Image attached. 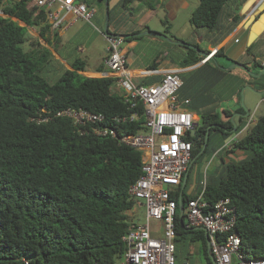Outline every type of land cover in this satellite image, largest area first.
<instances>
[{
	"label": "trees",
	"instance_id": "trees-1",
	"mask_svg": "<svg viewBox=\"0 0 264 264\" xmlns=\"http://www.w3.org/2000/svg\"><path fill=\"white\" fill-rule=\"evenodd\" d=\"M136 1L120 0L118 8H130ZM228 1L197 0L189 16L190 25L216 29ZM147 6L154 7L150 3ZM0 12V264H116L125 250L122 237L131 222L127 213L134 207L128 188L142 174L141 151L109 136L82 131L68 118L53 115L67 107L82 108L103 114L119 135L136 134L147 131L143 108L139 104L132 108L124 95L111 91L114 77L84 75L86 67L79 59L70 62L69 68H56L51 50L39 47L40 39L48 46L50 36L57 39L44 8L32 0H0ZM161 22L165 25L163 33H168L169 20L162 18ZM28 27L38 34L32 43L38 48L23 47ZM141 31L121 38L136 39ZM193 45L201 50L198 44ZM219 56L230 63L237 61L226 56L222 47L210 61L217 62ZM203 58L188 48L181 67ZM210 61L205 65L211 66ZM258 66L260 63L253 59L248 69ZM155 68L156 62L150 69ZM132 113L135 119L112 120ZM196 113L201 126L195 136H188L191 159L206 152L213 132L225 141L244 126L232 122L233 113L227 109ZM234 124L236 130L232 131ZM208 127L206 146L201 151ZM241 133L229 151L219 149L216 153L218 174L212 182L206 181L203 198L210 203L230 199L240 250L246 259H263L264 113ZM223 154L243 157L227 159ZM188 176L183 189L182 181L170 189L177 202L181 194L183 208L202 189L188 194ZM175 232V242L200 240L204 262L214 264L203 230H192L185 224L181 227L177 215Z\"/></svg>",
	"mask_w": 264,
	"mask_h": 264
},
{
	"label": "built area",
	"instance_id": "built-area-1",
	"mask_svg": "<svg viewBox=\"0 0 264 264\" xmlns=\"http://www.w3.org/2000/svg\"><path fill=\"white\" fill-rule=\"evenodd\" d=\"M32 3L46 10L52 29L58 28L63 21L61 10L71 14L72 21L84 19L90 23L95 13L85 1L32 0ZM105 38L107 50L102 76L115 78L114 84L123 89V95L132 108H137L138 104L142 106L147 131L119 135L103 114L82 108L67 107L56 111L53 116L68 118L82 131L109 136L141 151L142 174L129 186L128 194L134 201V207L145 208V222L141 224L131 220L122 237L125 250L119 264H176L178 202L171 197L170 189L180 185L192 156V142L188 136L195 128L196 120L195 114L189 110L191 101L179 96L182 80L176 71L163 72L160 79L153 83L135 82L121 48L122 38L110 34H106ZM216 50L211 49L201 62L209 60ZM257 61L264 68V56ZM261 102L264 105V94ZM136 117L132 113L112 120L118 123ZM255 121L251 115L246 126ZM238 134L220 149L229 151L238 140ZM205 183H201V191L183 208L185 227H203L206 230L214 264H264V258H245L240 250V237L233 230L235 214L230 199L208 202L203 198ZM153 222L158 223L157 227H152Z\"/></svg>",
	"mask_w": 264,
	"mask_h": 264
},
{
	"label": "crops",
	"instance_id": "crops-1",
	"mask_svg": "<svg viewBox=\"0 0 264 264\" xmlns=\"http://www.w3.org/2000/svg\"><path fill=\"white\" fill-rule=\"evenodd\" d=\"M73 1L87 2L94 8L95 13L90 23L84 19H77L72 21L71 14L65 13L63 10H61L60 14L64 16L63 21L58 28L54 29L57 32V39H54L53 36H50L52 43L51 46L48 47L54 57L53 63H55L56 68L58 69L62 65L69 68L70 62L79 59L85 64L86 71L84 72L87 76L101 77L102 71L97 72L96 70L100 67L104 69L103 58L107 50V40L105 38L106 34L103 32V28L105 25V8L101 5L105 1ZM119 1L120 0H108L110 13L107 31L110 35H117L120 37L123 34H130L139 30H142L141 32L146 31L147 29L145 27L149 28L152 31H159V29H153L149 26V19L152 16H157L160 22L162 18L168 19L170 22V27L172 26V21H174V19L182 10L188 11L189 16L192 10L197 5V2H195L194 0H139L132 3L130 8L120 10L118 8ZM147 3L154 5V7L149 8L147 6ZM122 18H125L126 21L123 23H118L117 21ZM161 25L164 31L165 25L162 22ZM121 27L125 30H120ZM195 30L196 33L203 32L202 37L205 39L206 46L205 48L200 47L202 37L198 36L192 37L191 42L189 43L198 44L201 50L206 53H208L211 49H218L219 47H222L223 52L226 56L231 59L237 60L240 63H246L245 65L249 67L252 64L253 59L257 60L264 56V0H229L224 5L221 20L216 29L207 30L205 28H195ZM145 35L148 36L146 41L149 43H157L156 38L162 39V37L159 36L148 34ZM134 40L135 39L127 42L128 46L132 47L133 49H135L136 47L132 42ZM121 48L127 57V68L131 72L133 76L132 79L135 82L153 83L160 79L163 72L176 71L179 73V76L182 80V86L179 90V96L190 99L191 102L189 105V110L195 114V120H199V115L196 112L205 113L206 111L213 110L212 108H210V106H208L209 104H211V101H213V99H211L207 93V90L209 89L208 87L213 83H217L219 80L223 79L225 75L228 74V72L226 74L218 73L211 66L205 65V63L207 61L209 62L211 58L206 62L202 63L201 61H199L198 63L188 67H174L170 65L160 66L161 62L154 61L156 62V68L150 69L154 62L149 64L146 68H141L137 64L138 54L136 56H131L129 55V51L127 50L126 46H121ZM261 68L262 67L258 66L259 70ZM185 70H193L198 72L196 74L204 76L206 82L204 83L202 89H198L195 86L192 89L187 87V82L183 77H181L182 72ZM250 70H252V68ZM229 74L233 73L230 72ZM246 74V77L250 80L251 85L255 89L264 90V79L255 80L253 79V77L248 75L247 72ZM144 76H147V78H145ZM192 83L194 85L195 80L192 81ZM111 91L118 95H123L124 93L123 89L115 84L112 85ZM205 108H207V110H205ZM235 112L244 113V110L239 111L238 108ZM239 117L240 116L236 115L234 118V122H237L238 124L242 123L244 125V118L246 117L242 119H240ZM240 131H238L239 134L237 136V139L239 138L240 133L243 132ZM235 135H233L232 137H234ZM232 137L226 139L225 141L223 140L221 142V145L219 146V149L224 145L226 141H228ZM214 164V166H216L217 168L219 164L218 156L217 159H215ZM201 183H199L200 186L197 189L195 187H192L187 193L190 195L196 193L201 188ZM133 211L134 208L127 213L128 215L132 214L130 220H132L133 218ZM177 248L178 245L177 242H175L176 264H183L184 262H187L189 264L188 261H184L182 263L177 262Z\"/></svg>",
	"mask_w": 264,
	"mask_h": 264
},
{
	"label": "rangeland",
	"instance_id": "rangeland-1",
	"mask_svg": "<svg viewBox=\"0 0 264 264\" xmlns=\"http://www.w3.org/2000/svg\"><path fill=\"white\" fill-rule=\"evenodd\" d=\"M197 2V0H194ZM105 8V2L101 4ZM129 12V11H128ZM189 12L186 10H182L177 17L172 21V26L169 27L168 33H163V27L161 22L157 18V16H152L149 19V26L150 28H157L160 32L165 34L167 37L171 38L172 40L176 41H183V42H191L192 37H202L203 32L196 33L195 28L189 23ZM1 15V13H0ZM105 16V14H104ZM126 19L122 18L118 23L125 22ZM132 22V21H131ZM21 25H24L20 22ZM120 30H125L120 28ZM156 30V29H155ZM194 30V31H193ZM194 32V33H193ZM147 35H141L132 41L135 44V49L128 46V41H124L122 47L126 46L127 50L129 51V55L136 56L138 54V65L141 68L148 67L149 64L153 63L154 61L161 62L160 66H174V67H181L182 63L181 60L184 57V54L188 53V48L173 41H167L163 38H156L157 43H149L146 41ZM38 38V34L34 28L28 27L27 33V41L24 43L23 47L25 50L31 48H38L36 44H32ZM178 39V40H177ZM47 46L46 42L42 39L39 40V47ZM206 42L205 39L202 37V42L200 43L201 48H205ZM50 47V46H47ZM215 60L210 61L211 66H224L227 67L230 65L227 58L223 56H219ZM166 61V62H165ZM257 68H252V72L257 73ZM225 77L219 80L217 83H213L210 85L207 90L208 95L210 96L213 101H211L210 108H212L215 112H220L222 109H227L232 111V113H236L235 111L238 108H242L248 111V116L244 118V126L248 122V118L253 115V118H257L259 115L264 113V105L261 102L262 94L255 92L254 89L248 88L247 86L251 85L250 80L246 77V71L242 68L235 67L229 71H224ZM233 74H229V73ZM198 72L193 70H185L182 72L181 77L187 82V87L192 89L194 86L196 88L202 89L206 79L203 75L196 74ZM84 75L85 72H83ZM87 76V75H86ZM100 77V76H98ZM188 80V81H187ZM195 80V84L193 85L192 81ZM261 80V79H259ZM252 86V85H251ZM253 87V86H252ZM241 93H240V92ZM262 91V90H258ZM206 92V91H204ZM240 95V99L238 96ZM208 104V102H207ZM207 110V108H205ZM250 126L249 124L246 126ZM243 133V132H242ZM241 133V134H242ZM238 134V133H236ZM221 138L220 135L216 132L212 133L211 139L209 141V145L207 150L204 154L200 155L199 157L195 158V162L192 164L189 176H188V183L186 192H189L190 188H198L200 186L199 183L208 181L209 183L212 182L213 178L217 176L215 159H217L216 153L219 150V146L221 145ZM224 155V154H223ZM226 156V155H224ZM227 159H241L243 155L241 154H232L226 156ZM219 161V160H218ZM220 163V162H219ZM132 214L129 215L131 218ZM132 220L138 223L145 222V208L142 207H134L133 211V218ZM157 222L152 223V227H157ZM177 262H184L188 261L189 264H206L204 262L203 257V246L200 240L196 241H189V240H178L177 241ZM120 259L116 262L119 264Z\"/></svg>",
	"mask_w": 264,
	"mask_h": 264
},
{
	"label": "water",
	"instance_id": "water-1",
	"mask_svg": "<svg viewBox=\"0 0 264 264\" xmlns=\"http://www.w3.org/2000/svg\"><path fill=\"white\" fill-rule=\"evenodd\" d=\"M104 1H105V25H104V28H103V32H104L105 34H109L108 31H107L108 19H109V5H108V0H104ZM0 13H1V12H0ZM137 34H144V35H145V34H148V35H153V36H159V37H162L164 40H167V41H173V42H175V43H179V44H181V45H185L186 47H188V48H190V49H193L194 51H196L198 54H200V55H202V56H205V55L207 54L206 52L200 50L197 46H195V45H193V44H191V43H187V42H183V41H176V40H174V39L172 40L171 38L167 37L165 34L160 33V32H155V31H149V30H146V31H143V32H140V33H137ZM217 67H218L219 69H221V70H224V71H229V70H231V69H233V68H235V67H239V68L244 69V70L248 73V75H250V76L253 77V78H258V77H260L261 75L264 74V68H261V69L258 71V73H253L251 70L248 69V66H247V65H245V64H243V63H240V62H238V61L230 63V65L227 66V67L219 66V65L217 64ZM247 87H248V88H251L252 90L255 89V88L252 87L251 85H249V86H247ZM254 91H255V92H258V93H260V94H264V90H262V91L254 90ZM236 115H237V116L243 115V117H246V116L248 115V111L245 110L244 114H242V113H234V114H232L231 117H230V120H231L232 122H234V118H235ZM218 127H220V126L218 125ZM209 128H210V127H208V129H207V131H206V133H205V143H204L203 148L201 149V151H202V150L204 149V147L206 146V138L208 137ZM235 130H236V126H235V124H234L232 131H235ZM193 134H194V130L192 131L191 135H193ZM201 151H200V152H201ZM197 156H198V154H197L196 156H194V157L190 160V163H189V165H188V169H189L190 165L192 164L193 160H194ZM187 176H188V170H186V172L184 173V175H183V177H182V183H181V188H182V189H183L184 186H185V183H186V180H187ZM178 204H179V207H178V210H179V222H180L181 227H184V223H183V206H182V202H181V194H180V196H179ZM191 229H192V230H197V229H201V230H203L204 233H205V240H206V242H207V244H208V240H209V239H208V234H207L206 230H205L203 227H193V228H191ZM207 252H208L209 257H212V256H211V252H210V248H209V246H207Z\"/></svg>",
	"mask_w": 264,
	"mask_h": 264
},
{
	"label": "flooded vegetation",
	"instance_id": "flooded-vegetation-1",
	"mask_svg": "<svg viewBox=\"0 0 264 264\" xmlns=\"http://www.w3.org/2000/svg\"><path fill=\"white\" fill-rule=\"evenodd\" d=\"M255 80H259V79H264V74L261 75L260 77L258 78H253ZM242 114H244L243 112H241ZM240 119L244 118L243 115H240L239 117ZM201 126V120L199 119L198 121L195 122V128H194V134L192 136H195V133H197L198 131V127Z\"/></svg>",
	"mask_w": 264,
	"mask_h": 264
},
{
	"label": "bare ground",
	"instance_id": "bare-ground-1",
	"mask_svg": "<svg viewBox=\"0 0 264 264\" xmlns=\"http://www.w3.org/2000/svg\"><path fill=\"white\" fill-rule=\"evenodd\" d=\"M95 75H97V74H95Z\"/></svg>",
	"mask_w": 264,
	"mask_h": 264
}]
</instances>
